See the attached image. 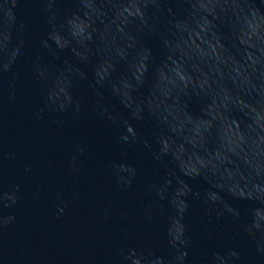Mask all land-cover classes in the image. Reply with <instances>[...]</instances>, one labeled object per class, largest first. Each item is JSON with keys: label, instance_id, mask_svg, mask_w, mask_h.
Returning a JSON list of instances; mask_svg holds the SVG:
<instances>
[{"label": "water", "instance_id": "water-1", "mask_svg": "<svg viewBox=\"0 0 264 264\" xmlns=\"http://www.w3.org/2000/svg\"><path fill=\"white\" fill-rule=\"evenodd\" d=\"M0 264H264V0H0Z\"/></svg>", "mask_w": 264, "mask_h": 264}]
</instances>
